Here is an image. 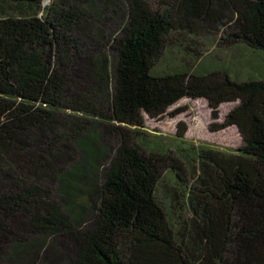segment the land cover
Here are the masks:
<instances>
[{"label":"trees","instance_id":"1","mask_svg":"<svg viewBox=\"0 0 264 264\" xmlns=\"http://www.w3.org/2000/svg\"><path fill=\"white\" fill-rule=\"evenodd\" d=\"M203 32L262 63L190 64ZM184 98L242 144L142 132ZM42 262L264 264V0H0V264Z\"/></svg>","mask_w":264,"mask_h":264},{"label":"rangeland","instance_id":"2","mask_svg":"<svg viewBox=\"0 0 264 264\" xmlns=\"http://www.w3.org/2000/svg\"><path fill=\"white\" fill-rule=\"evenodd\" d=\"M49 1L50 0L46 1V3ZM120 20V16L111 17V19L106 22L107 24L104 32L108 34L118 31ZM205 32L197 38H186V40H184V45H182L181 49H189L187 52L190 54V57L188 56L190 64L195 63L194 60L198 57L201 60L200 65L203 66L214 65L215 63H220L221 65L219 66H224L227 62L228 65H231L233 62L235 67L239 66V64L245 67L248 66L246 70H253L254 66L255 68H259V62L262 63L260 55L250 53L246 50L237 51L234 48H228V46L224 47L225 45L220 48L218 43L213 41V37ZM200 53L204 55H197ZM182 56L183 55H179L178 58H175L174 65L181 64ZM247 60H250L252 65H250ZM242 65L241 67L243 68ZM239 70L242 72L244 78L248 77L245 75L243 69ZM231 75L236 78V74L232 71ZM236 104L237 102H225L221 104L219 107V117L214 118L213 109L206 99L184 98L171 107L168 113L162 117L152 118L149 115H145V128L142 132H144L149 139L157 140L159 136L162 137V140L166 142L164 145L170 147L171 143H174V145L176 143V137H178L181 124H185L187 125V132L184 136L186 139L222 150H235L242 144V136L239 127L237 125H231L228 127L215 128L214 125L223 123L228 112ZM177 108L182 109V111L176 115H172V112ZM141 134L135 137L137 144H142L139 139ZM106 140L111 143L112 147H115L120 142V136L108 135ZM149 143L150 145H155L153 141H149ZM143 148L148 151L147 144L144 145ZM50 252L51 251H48L46 256H50ZM41 264H43V262Z\"/></svg>","mask_w":264,"mask_h":264},{"label":"water","instance_id":"3","mask_svg":"<svg viewBox=\"0 0 264 264\" xmlns=\"http://www.w3.org/2000/svg\"><path fill=\"white\" fill-rule=\"evenodd\" d=\"M46 1H48V0H46ZM238 126V125H237Z\"/></svg>","mask_w":264,"mask_h":264}]
</instances>
